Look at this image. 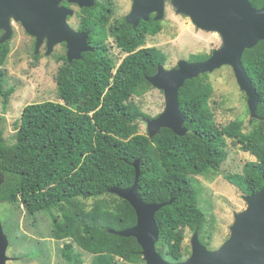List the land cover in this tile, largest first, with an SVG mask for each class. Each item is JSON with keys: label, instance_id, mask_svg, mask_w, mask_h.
I'll use <instances>...</instances> for the list:
<instances>
[{"label": "trees", "instance_id": "obj_1", "mask_svg": "<svg viewBox=\"0 0 264 264\" xmlns=\"http://www.w3.org/2000/svg\"><path fill=\"white\" fill-rule=\"evenodd\" d=\"M90 13L93 18L87 29L89 39L94 38V49L83 52L79 59L69 60L66 54L59 57L58 101L27 104L13 143L5 139L0 115V202L23 204L32 217L49 214L51 236L58 241L71 239L62 248L68 264L83 263L76 248L93 254L92 264H116L117 257L128 264H145L135 237L109 230L137 222L130 202L110 188L131 187L136 177L134 162L141 158L138 187L144 202L174 199L156 213L160 228L157 250L170 261H182L186 228L198 229L200 236L207 221L190 174H217L228 157L227 138L256 157L242 174H227V180L246 194L259 191L264 184V40L243 54L244 66L260 94L259 117L250 130L245 131L241 119L217 124L210 104L214 85L205 73L180 88V108L187 117L188 132L178 135L163 127L151 138L149 132H140V120L154 117L133 97L154 87L148 77L167 61L161 48L146 46L148 35L162 30L161 21L152 15L133 26L122 18L113 33L126 56L117 65L103 43L106 28L100 23L104 20H95L109 12L98 4ZM10 51L9 40L0 41L3 113L15 90L6 87L2 67ZM212 52L194 60H205ZM40 255L41 251L37 257Z\"/></svg>", "mask_w": 264, "mask_h": 264}, {"label": "rangeland", "instance_id": "obj_2", "mask_svg": "<svg viewBox=\"0 0 264 264\" xmlns=\"http://www.w3.org/2000/svg\"><path fill=\"white\" fill-rule=\"evenodd\" d=\"M113 1L114 15L112 19L128 14L132 0ZM166 2L165 18L159 20L154 18L156 21H161L162 30L155 35H148L146 46H157L166 53L165 67L167 69L175 68L174 66H177L180 60L196 61L194 59L198 56L211 53L221 47L222 37L218 32L197 28L188 16L176 12L170 0H166ZM74 3H77L79 7L83 6L78 2ZM72 10L74 13L69 24L76 28L79 21L75 16L77 7H73ZM13 19L15 18L13 17ZM16 28L15 32H12L13 38L9 39L11 51L2 66L6 71V87L13 86L15 88L5 113L2 112L0 105L1 127L4 129L5 139L8 143L15 141L18 123L27 104L45 100L58 101L57 74L59 65L62 63L59 57L64 54L68 55V45L63 47L60 43L54 46L51 53H48L47 36L36 53L37 37L30 36L22 27ZM107 45L110 54L114 56L117 65H119L126 53L116 45L112 36L107 39ZM35 53L39 56L38 58L34 56ZM208 74L209 80L214 85L210 104L217 124L223 125L231 120L241 119L245 131L250 130L259 116L253 115L249 109L248 96L245 91L241 90L233 68L223 65ZM133 99L152 117L159 115L166 107L165 93L156 87L142 96H134ZM147 123V118L140 120L141 133H148ZM226 150L228 157L222 163L217 174L209 177L190 174L193 184L199 192L200 206L207 217L200 237L208 242L206 246L209 249L219 248L229 238L231 226L235 221V213L248 206L243 198V194L246 193L239 186L229 182L226 175L242 174L245 165L249 161L256 160L252 153L244 151L240 143L234 139L227 138ZM0 218L6 234L11 240H9L10 244L7 250L11 258L7 264H63L62 247L65 242L71 241V239L62 241L53 239L51 236L52 218L49 214L39 213L32 217L27 213L23 204L17 206L0 202ZM194 232L195 230L190 228L185 230L182 245L183 260L192 254L191 239ZM40 251L42 255L37 257ZM77 251L81 250L77 248ZM81 253L83 254V264H92L93 254L84 251ZM116 264L128 263L117 257Z\"/></svg>", "mask_w": 264, "mask_h": 264}, {"label": "water", "instance_id": "obj_3", "mask_svg": "<svg viewBox=\"0 0 264 264\" xmlns=\"http://www.w3.org/2000/svg\"><path fill=\"white\" fill-rule=\"evenodd\" d=\"M62 0H5L0 4L6 15H14L16 21L23 24L25 30L37 37L36 53L45 37H48V53L56 44L66 42L69 60L79 59L82 53L93 50L88 44V32L81 33L72 29L67 16L73 10L60 5ZM83 6H92L95 0H69ZM178 14L188 16L199 29L218 32L222 45L215 49L210 57L201 61L180 60L173 69L160 64L155 75L148 77L151 84L163 90L166 107L154 118H148V132L152 138L161 128H171L176 134L188 132L185 126L186 115L180 108L179 93L189 79L210 73L223 65L233 68L236 80L248 96V106L253 115L258 116L257 107L260 94L243 63L246 49L253 48L264 40V8H256L250 0H170ZM166 0H133L127 22L137 26L141 20L148 21L155 13V19L165 17ZM0 12V28L6 30L2 42L12 38L13 30L10 18H3ZM141 158L134 162L136 177L129 188L114 186L110 192L130 202L137 214L135 225L110 232L120 236L135 237L142 247L146 264H264V184L253 194H243L248 206L235 213L229 238L216 249H209L195 230L191 243L192 254L189 258L173 262L166 259L157 250L160 228L156 213L165 205L173 203L171 199L163 203H146L139 192ZM9 237L0 218V264H7L11 258L7 250Z\"/></svg>", "mask_w": 264, "mask_h": 264}, {"label": "flooded vegetation", "instance_id": "obj_4", "mask_svg": "<svg viewBox=\"0 0 264 264\" xmlns=\"http://www.w3.org/2000/svg\"><path fill=\"white\" fill-rule=\"evenodd\" d=\"M251 1V0H250ZM3 2H5V0H0V4H3ZM132 3H133V0H132ZM98 4H100L101 7H105V9H107V11L109 12L108 14H103V18H95L96 21H103L102 23L100 24H104L105 25V28H106V38L105 40L103 41L104 45L106 46V48L109 50V47L107 45V39L112 36L115 40V37H114V33H113V28L117 26V24L122 20V18H125V20L127 21L126 17L127 15L129 14V12L131 11V8H130V11L128 12V14L120 17V18H116V19H112L113 15H114V1L113 0H95L94 1V4L92 6H82V7H79V5L77 3H74V2H71L69 0H62L60 2V5L61 6H64V7H67V8H70V9H73V7H77V10L75 11V16L78 17L79 21H78V24L76 26V28H73L71 26L70 23V19L73 17L72 14H69L67 16V22L68 24L70 25V27H72V29L78 31V32H81V33H86L88 32V38H87V41H88V44L91 46V47H94L93 46V41H94V38L93 39H89L90 37V29H87V27L89 26V20L93 18L92 14L90 13V8L94 7V6H97ZM167 4V2H166ZM256 8H264V0H255L254 3H252ZM105 5V6H104ZM131 7H132V4H131ZM3 9H6V8H3ZM2 9V10H3ZM1 10V6H0V12L3 16V18H10L11 20V23H12V30L13 32H15V30L17 29L16 27H22L24 30L25 28L23 27V24L19 21H15V19H13L14 15H10L9 17L6 15V13L8 11H11V10H8L7 12H3ZM13 11V10H12ZM11 11V12H12ZM74 13V12H73ZM154 16L155 18V13H152L150 15L151 16ZM165 15H166V12H165ZM102 16V15H101ZM89 17V18H88ZM91 17V18H90ZM165 18V17H164ZM150 19V18H149ZM142 21V20H141ZM140 21V23H141ZM145 21V20H144ZM129 23V22H128ZM139 23V24H140ZM131 24V23H129ZM138 24V25H139ZM14 25H18V26H14ZM133 25V24H132ZM134 26V25H133ZM6 30L3 28V29H0V39L1 37L5 34ZM25 32L27 34H29L26 30ZM30 36H32L31 34H29ZM13 38V37H12ZM36 40V39H35ZM35 44V42H34ZM61 46L63 47H66L67 46V43L66 42H62L60 43ZM67 55V54H66ZM61 62V61H60ZM61 64V63H60ZM60 67V65H59ZM176 67V66H174ZM55 239V238H53ZM57 240V239H55ZM69 242V241H67ZM65 242V244L67 243ZM65 244L63 247H65ZM62 247V248H63ZM76 251H77V248H76ZM78 252V251H77ZM79 256L80 258L83 260V254L79 252ZM61 257H62V254H61ZM62 260H63V264H68L66 260L63 259L62 257ZM84 261V260H83ZM84 263V262H83ZM82 263V264H83Z\"/></svg>", "mask_w": 264, "mask_h": 264}]
</instances>
